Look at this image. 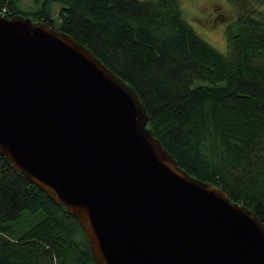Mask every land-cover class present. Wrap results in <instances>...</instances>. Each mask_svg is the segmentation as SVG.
Instances as JSON below:
<instances>
[{
	"label": "water",
	"instance_id": "1",
	"mask_svg": "<svg viewBox=\"0 0 264 264\" xmlns=\"http://www.w3.org/2000/svg\"><path fill=\"white\" fill-rule=\"evenodd\" d=\"M136 90L43 20L0 13V152L79 222L98 264H264V223L184 169Z\"/></svg>",
	"mask_w": 264,
	"mask_h": 264
},
{
	"label": "trees",
	"instance_id": "2",
	"mask_svg": "<svg viewBox=\"0 0 264 264\" xmlns=\"http://www.w3.org/2000/svg\"><path fill=\"white\" fill-rule=\"evenodd\" d=\"M21 1L0 0V13L46 21L87 45L136 90L178 163L264 223V18L240 14L221 52L180 0H40L29 10ZM0 264H98L66 206L1 152Z\"/></svg>",
	"mask_w": 264,
	"mask_h": 264
},
{
	"label": "rangeland",
	"instance_id": "3",
	"mask_svg": "<svg viewBox=\"0 0 264 264\" xmlns=\"http://www.w3.org/2000/svg\"><path fill=\"white\" fill-rule=\"evenodd\" d=\"M40 0H22L21 8L33 9ZM185 18L205 40L221 52L227 51L226 27L240 14L264 18V0H180ZM58 3L53 4V17L58 26Z\"/></svg>",
	"mask_w": 264,
	"mask_h": 264
}]
</instances>
